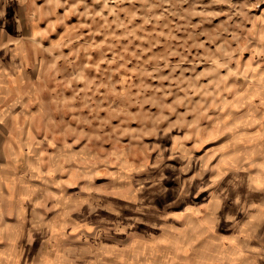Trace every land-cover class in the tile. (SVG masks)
Listing matches in <instances>:
<instances>
[{
	"label": "rangeland",
	"instance_id": "1",
	"mask_svg": "<svg viewBox=\"0 0 264 264\" xmlns=\"http://www.w3.org/2000/svg\"><path fill=\"white\" fill-rule=\"evenodd\" d=\"M0 264H264V0H0Z\"/></svg>",
	"mask_w": 264,
	"mask_h": 264
},
{
	"label": "crops",
	"instance_id": "2",
	"mask_svg": "<svg viewBox=\"0 0 264 264\" xmlns=\"http://www.w3.org/2000/svg\"><path fill=\"white\" fill-rule=\"evenodd\" d=\"M15 53V52H14ZM16 54H18V53H16Z\"/></svg>",
	"mask_w": 264,
	"mask_h": 264
}]
</instances>
